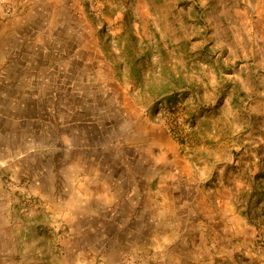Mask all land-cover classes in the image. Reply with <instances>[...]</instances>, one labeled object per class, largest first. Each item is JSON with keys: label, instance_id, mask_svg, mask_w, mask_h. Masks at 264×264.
<instances>
[{"label": "rangeland", "instance_id": "obj_1", "mask_svg": "<svg viewBox=\"0 0 264 264\" xmlns=\"http://www.w3.org/2000/svg\"><path fill=\"white\" fill-rule=\"evenodd\" d=\"M0 170V264H264V0H0ZM138 172L189 184L182 220L39 244L41 204Z\"/></svg>", "mask_w": 264, "mask_h": 264}, {"label": "crops", "instance_id": "obj_2", "mask_svg": "<svg viewBox=\"0 0 264 264\" xmlns=\"http://www.w3.org/2000/svg\"><path fill=\"white\" fill-rule=\"evenodd\" d=\"M149 174V172L147 173V175L143 172L135 173V175L131 177L133 180L131 185L125 183L117 185L119 182H115L117 184L112 183L110 187L106 188L105 193L100 194H97V189L99 185H90V190L88 191L91 192L90 195H92V197H94L99 204L96 203L95 200L88 198V201L86 202L88 207L87 210L84 209L83 205L81 207L82 209H80L79 211V215L75 218L70 216L69 220L67 219V215H69L70 212L68 214L65 211L66 208L63 209L62 206L57 205L54 199L49 200L46 204H41V209L38 214L43 211L42 209L44 206H46L47 210L43 211V215H39L35 220V222H39L38 224L40 225L38 239L41 242L39 241V244H41L42 246H44L43 243L48 244V247L44 249L49 254H51L50 247L51 249H55L57 226L59 228H62L65 227L64 225L66 223L72 222V226L74 227V225H77L76 228H79L80 230L79 232L76 231L73 233V235H76V240H74L76 241V243L82 241L81 246H83V252L93 254V249L104 246L103 244L98 242V237H100L99 234H104L102 233L104 232L102 226L103 223L106 222L110 223L113 229L121 230L120 235L118 233V236L111 237L114 240H112L109 245L119 244L120 240H126L123 243H126L127 246L130 245L133 248L140 247V242L143 238V234L141 232H143L144 229L149 230V228L147 227H150L153 224H159L161 221L166 222V213L168 214L169 211H166L165 213L157 209L158 205L160 204V201V205L163 207L164 210H167V207L172 208L171 210H174L175 215L169 216L170 228L173 218H176L175 220H182V205L189 203L192 197V195L188 193L190 186L189 184H186V189H184L183 185H181L180 183L176 184V180L173 175L172 178L165 177L164 179H162V184H164L162 186L164 188L162 193H160L159 191L155 192L150 188L152 179ZM141 181H143L144 184H142ZM194 193L196 195V198L200 197L201 192L198 186L195 187ZM57 213L59 215H57ZM85 213L86 215L90 213V215L88 216V221H85L86 219H84L85 217H83ZM89 221L98 223V226L94 227L93 225H91V223L89 225L86 224ZM81 222H83V226L80 225ZM128 223H132L131 228L130 230H128V232L123 233L122 229ZM49 228H51L52 230H49ZM71 229L72 227L70 226L69 230L71 231ZM93 230L96 232L100 230L101 232L99 234L97 233L98 235H95L94 233H91V231ZM168 230L169 232H171V229ZM151 232L152 233H148V236L151 237L152 234L153 236H155L156 231H153L151 229ZM166 234L168 235V233ZM167 235H165L164 237L165 240H167V238L169 240V237ZM61 242L63 243L62 245L64 250L69 249V246H73L71 240L70 243H67L65 240H61ZM76 249L80 250V247L78 246L76 247ZM120 253L121 252L119 251V254Z\"/></svg>", "mask_w": 264, "mask_h": 264}]
</instances>
